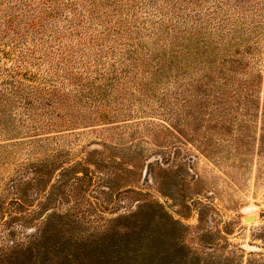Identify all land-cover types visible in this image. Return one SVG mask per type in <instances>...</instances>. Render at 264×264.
<instances>
[{
  "label": "rangeland",
  "instance_id": "1",
  "mask_svg": "<svg viewBox=\"0 0 264 264\" xmlns=\"http://www.w3.org/2000/svg\"><path fill=\"white\" fill-rule=\"evenodd\" d=\"M166 1L128 0L110 16L111 24L140 27L124 48L142 44L145 62L154 66V55L167 53L165 74H122L132 65L119 59L126 55L92 50L105 72L114 65L123 80L149 84L143 93L129 88L123 105L109 95L118 115L46 126L37 136L0 128V264H264L261 113L235 105L233 125L222 130L185 104L193 96L187 84L218 67L208 63L213 53L217 62L240 58V78L264 79V0ZM220 5L231 21L216 32L206 19ZM162 23L173 28L169 36L149 38L147 28ZM200 25L216 42L223 32L218 53L194 41L189 50L184 38L173 49L175 28L195 33Z\"/></svg>",
  "mask_w": 264,
  "mask_h": 264
},
{
  "label": "trees",
  "instance_id": "2",
  "mask_svg": "<svg viewBox=\"0 0 264 264\" xmlns=\"http://www.w3.org/2000/svg\"><path fill=\"white\" fill-rule=\"evenodd\" d=\"M126 1L128 0H0L2 131L5 130L9 136L21 133L19 130L37 136L46 126L56 128L69 122L82 123L90 118L111 120L116 112H111L109 106H112L115 98H110L109 95L116 93L117 103L123 105L129 101L124 97L129 88H137L143 93L149 86L144 79L138 78L131 83V76L123 80L114 71V65L111 66L113 71L109 69L105 72V69L100 68L101 59H98L99 56L93 59L95 56L92 52L99 46L104 47V50L101 48V58L104 57L103 51L108 56L112 54L111 56L118 57L120 53L126 55V58L119 59L129 61L132 65L125 67L122 74L127 75L133 71L136 76L142 71L165 74L168 68L165 62L166 52H157L153 57L157 63L152 66L145 62L148 57L142 55V44L128 48L135 39H139V26L133 29L123 21L110 23V16L121 13ZM218 9L206 19L207 24L216 32L220 28H227L231 21V16L226 14L222 5ZM180 16L185 18L184 15ZM216 19L220 24L212 25ZM154 27L147 28L151 39L159 37L162 40L173 30L163 23ZM194 27L198 28L195 33L192 31L194 28L185 31L175 28L173 35L176 33V37L171 44L173 49L183 46L181 42L175 46V42L184 38L189 50L195 42L204 52L216 50L218 53L220 49L217 43L224 38L223 32H218L216 42L212 38L213 34L208 33L206 28L201 25ZM157 28L160 30H156ZM190 33L195 35L185 37ZM109 41L112 45L105 48ZM125 46L128 47L124 48ZM175 54L172 53L173 58ZM217 55L211 54L209 57L215 58L212 60L207 58L208 63H216L217 68H212L187 84L188 91L193 96L187 98L185 104L192 111L196 110L199 118L203 115L213 116L222 124V130H228L233 125L234 116L237 115L235 110L238 109L235 105L242 106L246 112L253 108V111L261 113L264 129L263 77L259 81L249 76L240 78L237 76V69L238 66L241 68L242 60L230 56L224 59L226 61L217 62ZM173 58L168 60L169 66L176 62ZM93 72L97 73L96 79L99 82L93 81L94 77L91 78ZM258 84L260 97L254 100L252 95ZM167 103V98H161V107L167 106ZM94 105L97 106L92 113ZM244 123L245 125L241 123L238 127L243 137L248 133L247 122ZM263 136L264 134L262 138Z\"/></svg>",
  "mask_w": 264,
  "mask_h": 264
},
{
  "label": "bare ground",
  "instance_id": "3",
  "mask_svg": "<svg viewBox=\"0 0 264 264\" xmlns=\"http://www.w3.org/2000/svg\"><path fill=\"white\" fill-rule=\"evenodd\" d=\"M246 218H252V219H249V221H254L256 220V218L254 216H249V217H246Z\"/></svg>",
  "mask_w": 264,
  "mask_h": 264
},
{
  "label": "water",
  "instance_id": "4",
  "mask_svg": "<svg viewBox=\"0 0 264 264\" xmlns=\"http://www.w3.org/2000/svg\"><path fill=\"white\" fill-rule=\"evenodd\" d=\"M249 219H252V218H245L244 220H245L246 222H248V221H249Z\"/></svg>",
  "mask_w": 264,
  "mask_h": 264
}]
</instances>
